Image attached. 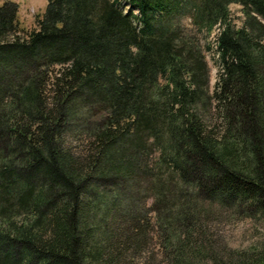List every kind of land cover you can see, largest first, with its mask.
Here are the masks:
<instances>
[{"label":"trees","instance_id":"16d2710c","mask_svg":"<svg viewBox=\"0 0 264 264\" xmlns=\"http://www.w3.org/2000/svg\"><path fill=\"white\" fill-rule=\"evenodd\" d=\"M17 13L0 0V264H264V0Z\"/></svg>","mask_w":264,"mask_h":264},{"label":"rangeland","instance_id":"374dc122","mask_svg":"<svg viewBox=\"0 0 264 264\" xmlns=\"http://www.w3.org/2000/svg\"><path fill=\"white\" fill-rule=\"evenodd\" d=\"M18 5V23L19 27L24 30H30L35 27L36 18L41 16L45 10L47 0H14ZM128 7H125L127 10ZM232 21L236 26H240L243 21V12L241 6L232 3L229 6ZM217 29L209 36L208 40L213 41ZM214 49V43H212ZM211 51H206V60L210 68V88L213 89L218 74L216 55ZM223 230L230 235L232 246L247 247L259 239L263 229L258 228L250 222L230 223L223 227Z\"/></svg>","mask_w":264,"mask_h":264}]
</instances>
